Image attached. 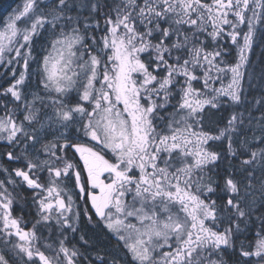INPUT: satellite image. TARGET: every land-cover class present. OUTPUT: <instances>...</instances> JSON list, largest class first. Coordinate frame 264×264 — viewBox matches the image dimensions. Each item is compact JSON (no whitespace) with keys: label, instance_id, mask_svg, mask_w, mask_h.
Wrapping results in <instances>:
<instances>
[{"label":"snow or ice","instance_id":"snow-or-ice-1","mask_svg":"<svg viewBox=\"0 0 264 264\" xmlns=\"http://www.w3.org/2000/svg\"><path fill=\"white\" fill-rule=\"evenodd\" d=\"M0 264H264V0L0 17Z\"/></svg>","mask_w":264,"mask_h":264},{"label":"trees","instance_id":"trees-1","mask_svg":"<svg viewBox=\"0 0 264 264\" xmlns=\"http://www.w3.org/2000/svg\"><path fill=\"white\" fill-rule=\"evenodd\" d=\"M19 3L20 0H0V17H6Z\"/></svg>","mask_w":264,"mask_h":264}]
</instances>
